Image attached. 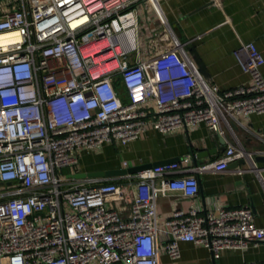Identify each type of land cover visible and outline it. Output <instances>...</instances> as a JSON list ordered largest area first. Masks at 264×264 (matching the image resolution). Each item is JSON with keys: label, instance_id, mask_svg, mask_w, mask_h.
<instances>
[{"label": "built area", "instance_id": "obj_1", "mask_svg": "<svg viewBox=\"0 0 264 264\" xmlns=\"http://www.w3.org/2000/svg\"><path fill=\"white\" fill-rule=\"evenodd\" d=\"M135 1L0 0V264H158L160 249L179 257L180 241L203 245L214 259L264 242L249 205L206 210L196 200L158 228L155 203L170 190L197 194L195 176L173 174L219 172L241 157L252 163L264 148L227 144L196 166L184 155L127 173L125 184L62 173L77 164L76 150L126 145L148 127L165 134L203 122L223 136L239 116L264 113L255 44L233 51L251 82L220 90L190 63L159 0H148L165 26L156 52L131 60ZM108 200H126L128 214Z\"/></svg>", "mask_w": 264, "mask_h": 264}, {"label": "crops", "instance_id": "obj_2", "mask_svg": "<svg viewBox=\"0 0 264 264\" xmlns=\"http://www.w3.org/2000/svg\"><path fill=\"white\" fill-rule=\"evenodd\" d=\"M159 4L171 33L181 43L190 63L203 78L210 80L220 90L248 85L251 78L241 70L233 51L242 43L253 42L263 58L260 73L264 79V0H159ZM132 8L137 17L136 51L128 56L131 60H145L156 52V36L165 26L148 0H137ZM153 110L151 104L150 112ZM227 144L241 146L250 152L263 149L264 113L239 116L223 136L210 130L203 122L179 127L165 134L148 127L126 145L111 141L92 149L76 150L73 154L77 156V164L69 169L67 175L72 177L77 173L177 161L184 155L190 157V166H196L217 159L224 150L212 152L213 149L226 147ZM124 161L126 167L123 166ZM233 162L219 172L179 171L173 174L195 176L198 192L194 197H185L176 190L158 195L155 199L157 227L161 228L174 210L187 211L197 200L201 208L206 210L212 206L249 205L253 211L254 224L264 228V162H255L257 169H251L252 163ZM238 168L242 172L238 173ZM105 179L118 184L128 182L123 176ZM107 202L119 209L123 216L128 214L126 200ZM178 246L180 255L177 259H171L160 249L158 264L264 262V242L244 250H224L217 259L201 244L180 241Z\"/></svg>", "mask_w": 264, "mask_h": 264}, {"label": "water", "instance_id": "obj_3", "mask_svg": "<svg viewBox=\"0 0 264 264\" xmlns=\"http://www.w3.org/2000/svg\"><path fill=\"white\" fill-rule=\"evenodd\" d=\"M224 149H225V147L222 146V147H219L217 149H213L212 152H217L219 150H224ZM172 161L173 160H169V161L157 162V163H153V164H149V165H140V166H134V167L122 168V169H111V170H105V171H92V172H87V173H77V174L72 175V177L78 178V179H86V178L105 179V178H109V177L123 176L127 173H136V172H138L142 169L148 168L150 166H155L158 164L172 162ZM246 162H247V160L245 158L241 157V158L235 160L233 163L244 164ZM255 162H264V156L255 155L252 158V163H255ZM7 183H9V182H7Z\"/></svg>", "mask_w": 264, "mask_h": 264}, {"label": "rangeland", "instance_id": "obj_4", "mask_svg": "<svg viewBox=\"0 0 264 264\" xmlns=\"http://www.w3.org/2000/svg\"><path fill=\"white\" fill-rule=\"evenodd\" d=\"M119 94H120V96H121L122 99H125V92H124V90H123V88L121 86H119ZM68 171H69V169H64L62 171V173H64L65 175H67V174H69Z\"/></svg>", "mask_w": 264, "mask_h": 264}, {"label": "trees", "instance_id": "obj_5", "mask_svg": "<svg viewBox=\"0 0 264 264\" xmlns=\"http://www.w3.org/2000/svg\"><path fill=\"white\" fill-rule=\"evenodd\" d=\"M115 86H116L117 90L119 91V86H118V84H117V85H115Z\"/></svg>", "mask_w": 264, "mask_h": 264}]
</instances>
